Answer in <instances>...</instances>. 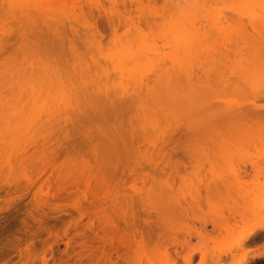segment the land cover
<instances>
[{"label": "rangeland", "instance_id": "1", "mask_svg": "<svg viewBox=\"0 0 264 264\" xmlns=\"http://www.w3.org/2000/svg\"><path fill=\"white\" fill-rule=\"evenodd\" d=\"M0 1L3 2L7 11L11 10L15 13V15L12 12L9 13L15 17H8L4 23V29L11 30L15 23L14 19L18 21L21 19L27 25L37 26L42 25L45 21L54 24L56 21L61 23L63 20L62 22L68 24L71 21L69 17L73 18L72 16H74L72 2L78 0H67L71 5L62 4L59 0H12L13 3L10 0ZM38 1L40 3L37 4ZM90 1L93 2V0H83L84 3ZM101 2H104L105 7L110 4L107 3L108 0ZM143 2L144 21L142 19L139 27L131 28L129 31L121 28L116 38L108 33V36L100 41H91L87 30L76 24L79 28V35L74 39L77 45L74 52L68 49V45H66L65 54L55 53L52 49H43L38 44V37L33 36L12 55L5 54L0 58V239H3L0 242V264H44V258L47 259L46 264H92L93 253L88 244L90 246L98 245V253L101 255L103 250L101 236L107 234L110 237L111 231L102 230L104 228L102 221V224L97 222L99 226L95 221L96 224L93 227L91 219L94 216L89 211L93 199L106 192L111 196V199L106 203L108 210L111 209L110 213H113L112 210H114V197L121 200L124 194H129L139 199V208L142 211L148 210L150 219L153 220L155 230L153 241L138 243L132 247L129 264H247L251 254L249 245L230 249L228 244L238 231L249 227V223L258 222L264 226V201L260 202V199H264V110L253 109V104H256L253 102L264 105V93H261L259 88L248 87V81L258 79L261 69L264 68V34H261L264 33V19L261 18L259 8L264 0H154V2L143 0ZM40 4H44V6H40ZM14 6L15 10L12 9ZM249 6L254 12V14L251 12V16L249 14L240 15V12L237 11ZM134 12L137 11L134 10ZM153 17L157 20V25L151 27L146 25L145 19ZM215 25L218 28L223 27L222 30H214ZM195 26L200 27V30H195ZM189 32H200L203 36L201 40L204 42L203 47L205 45L210 47H208V51L202 49L203 52H200L199 48L202 47L198 48V44L196 46L198 49L194 47V50L196 49L194 53L198 51L195 56L191 58V56L183 55L185 59L186 56L191 58L190 67L194 68L196 72L190 78L192 82L188 78L185 79L184 73L182 74V71L179 73L177 68L175 73L180 74L177 75L179 76L177 80L182 78V81L176 82L175 85L171 83L173 85L171 87L170 83L166 84V82L169 80L173 82V78L169 79L170 77H168L167 80H169L164 83L165 86L157 87L156 81L161 83L160 77L164 78L166 75H162V72L167 73L166 69L171 71L176 69L169 65V63L171 64L168 61L171 60L169 56L171 53L174 56L176 52L174 50L172 52L171 49L180 39L181 41L184 39L182 42L186 41L188 44L189 39H186V35ZM184 34L185 38L183 36L181 38L180 36ZM201 34H199L200 37ZM68 35L72 36L70 33ZM173 37L177 38L173 40ZM16 41L15 38L9 40L11 45ZM181 41L174 49L183 44ZM180 43L181 45H179ZM53 45L58 46L56 43ZM189 45L191 43L183 46L186 48ZM144 46L148 50L154 48V51L145 53ZM225 46L232 48V52H228L227 57H223L224 54L221 56L223 53L221 51ZM139 49L144 52H140L141 54H147L145 56L150 53L153 55L148 56V60L146 57L141 59L142 55L139 56L140 67L153 70H151L152 73L145 74L149 78L147 76L146 80L144 77L142 79L144 81L150 79L149 82L156 84L153 83L156 87L153 88L149 83L151 84V86L148 85L149 90L143 91L145 89L143 88L141 89L142 93L139 89L143 85L139 81L136 82L140 77L137 75L138 78L135 79L136 73L140 72L142 68L132 65V63H138V60L135 61L137 59L135 56L138 57ZM155 49H160L158 51L161 58H158L160 54H155L157 51ZM191 49L194 51L193 47ZM218 50L219 53H217ZM227 50L229 49L223 51ZM179 51L182 53L183 50L179 48ZM179 51L177 54L181 55ZM136 53L137 55H135ZM164 53H169L168 57L165 56L168 60L163 59L166 60L167 65L165 61L162 63L163 60L159 63V59L163 58ZM94 56H98L99 59ZM109 56L114 57L115 61L116 59L119 61L122 57L123 64L126 65V68L122 67V69H126L128 76L132 75V80L127 76V80L124 78L125 76L121 78L120 74L123 72L126 74L122 69V73L118 70L120 68L117 69L120 74L117 71L115 73V69H110L114 66L111 63L114 58L110 60ZM127 59L128 61H125ZM173 60L177 65V61ZM105 62L106 66H104ZM127 62L132 63L128 65ZM189 62L190 60L188 64ZM143 63L145 67L142 65ZM156 64L157 67L165 64V67H159V69L162 68L159 70ZM118 65H115L116 68L121 67V63ZM135 68L137 69L135 70ZM156 68L159 70L157 73H155ZM106 76L108 80H104ZM109 76L112 79L114 76V82ZM55 77H58L59 82ZM158 77L160 80L154 79ZM101 79L103 83L111 80L109 84H102ZM120 79L121 83L124 80L132 81L130 90L132 89L131 85L132 87L136 85L134 90L140 92L135 91L138 97L133 90L127 94L130 92L129 85L126 86L128 89L125 91L127 82H123V87V84L119 82L117 84ZM174 79L176 78L174 77ZM51 80H54L52 85ZM139 80L141 81V79ZM185 80L190 83L188 84V81ZM45 81L50 82L46 83ZM113 83L118 86H114ZM43 84H47V86ZM137 84L141 85L139 89ZM96 85L99 88L102 86L104 91L102 92L101 88L99 91ZM104 85H107V88L110 86V88L107 89ZM119 86L121 89L118 90ZM196 89L199 90L195 92ZM30 90L33 91L32 94ZM86 91H91L88 96ZM198 91H202V95ZM41 92L42 94H39ZM145 92L149 93L145 94ZM108 94H111V98L116 96L117 99L121 94L122 98L129 95L132 97L131 99L136 98H134L135 102H132L129 114L126 116V124L128 127H132L135 134V142L130 146V149L135 153L133 155L135 159L142 162L143 165L147 164L142 159V152L152 153L161 144L160 142L168 133V129L181 127L186 132L188 124L192 122L193 132H189V140L184 142L183 151L173 159L179 163H185V166L178 174H174L168 183L165 177L156 175L155 179H146L147 181L139 179L136 183L128 179L124 186L121 184L123 183L121 178L118 181L117 179L113 181L107 171H102L103 175H100L99 161L92 154L89 136L82 134L79 137L76 135V141L85 140L84 144L76 147L77 153L76 151L68 154L62 152L56 160V165L54 167L47 166L44 170H40L41 168L38 170L37 167L48 164L50 158L49 154L43 151L42 146L35 152H32L33 149L31 150L32 153L26 163L20 161L18 150L9 149L18 143L22 144L25 138L29 141L33 134L31 130L36 131L35 126L38 128L40 126L41 131H37L39 135H42L44 131L47 133L46 129L50 126L58 123L57 121L62 123L65 118L71 116L75 121L78 118L77 114H79L78 119L84 118L83 115L81 116L79 108L80 111H84L89 105L91 108L89 98L96 96L95 99H99L109 96ZM84 95H86L85 98ZM113 95L115 96L112 97ZM190 95L194 97V101H192L196 103L191 104L192 101H190L193 107L187 103L189 101L185 102L186 100H184V98L189 100ZM195 95L200 96L198 99H202L200 103L195 101L197 98ZM87 108L86 110L91 112ZM57 110L60 111L57 112ZM35 112L39 115L36 116ZM48 112L51 115L54 114L50 119L52 124L47 121ZM65 112L69 113L65 114ZM60 113L63 117L60 116ZM29 114L31 117L29 116L28 119L32 122L26 119ZM45 114L46 119L44 116L42 117ZM34 115L35 118H33ZM103 115L101 114V117H105L104 113ZM23 117L26 120V127H23L21 123ZM41 118L45 120L43 121ZM54 118L56 119L54 120ZM78 119L76 120L78 121ZM17 120L20 122L18 126H21L17 127L18 129L15 131L13 127H16L14 123ZM95 121L89 119L88 122ZM88 124L87 127L90 128L91 125L88 126ZM28 125L32 127L29 128ZM93 125L96 127L97 123L95 122ZM39 135L36 136V139L39 138L40 141L44 134L41 137ZM90 143L97 144L98 142L94 140ZM10 176H16L18 184H9ZM27 177H31L32 181L36 183L45 180L42 190L37 193L35 191L37 188L30 186ZM118 182L121 186L116 185ZM115 185L118 187V194L115 191ZM253 200L255 201L254 207H251ZM76 203L81 209L76 207ZM119 207H121V202ZM82 213H85L83 217H81ZM120 230L119 235L124 231V228L123 230L120 228ZM198 231L203 232L205 236L200 238L197 235ZM95 239L97 243H95ZM69 240L72 242L67 244ZM258 240L262 241L263 237ZM81 242L84 243V246ZM28 251L31 256V258L28 257L29 260L26 255ZM105 251L111 256L112 261L118 260L112 247H106ZM6 252L9 254L5 255ZM122 252L120 251L121 255ZM244 255H247L244 263L241 262L243 260H237ZM99 264L110 263L100 262ZM253 264H264V260L256 261Z\"/></svg>", "mask_w": 264, "mask_h": 264}, {"label": "bare ground", "instance_id": "2", "mask_svg": "<svg viewBox=\"0 0 264 264\" xmlns=\"http://www.w3.org/2000/svg\"><path fill=\"white\" fill-rule=\"evenodd\" d=\"M11 1L12 0H10V2ZM39 1H41V0H39ZM39 1L37 2V4L40 3ZM42 1H45V0H42ZM59 1H61L62 4L63 3H68L67 0H59ZM101 1L102 0H97L95 2L93 0V2L90 1L88 3L87 2L84 3L83 0H81V1L78 0L76 2H72L73 3V8H74V12H73L74 16L71 15L73 18L69 17L71 21L68 24H66V22L65 23L62 22L63 20L60 23V21L58 20L59 22L56 21L54 24L51 23V22L49 23V21H45V22H43L42 25L37 26V25H34V24L27 25V24H25V21H23L21 19L19 21L17 19H14V22L15 23H14V26H13V28L11 30H9V29L8 30H5L4 29V23L6 22V20H7L8 17L14 18L15 17L14 16L15 13H13L11 10L7 11V9L5 8L3 2L0 1V58L3 57V55H5V54L12 55L17 49H21L22 45L24 46L26 44V42L29 41L33 36L38 37V44L43 49H46V50H51L52 49L55 53L65 54L66 53L65 50L67 48L66 45H68V49L70 51L74 52L75 51V48L77 46L74 39H76L78 37V35H79V28H77L76 24H78L80 26H83L84 29L87 30V33L90 36V40L96 42V41L102 40L103 38L107 37L108 35H112V36H114L116 38L118 36V32H119V30L121 28H124L127 31H129L131 28L139 27L140 24H141L142 19L144 21V15L142 13V8H143V5H144L143 0H129V1L128 0H108L107 3H110L108 5V7H105L104 6L105 4H103L104 2H101ZM149 1H153L154 2V0H149ZM11 3H13V1ZM46 5H47V2H46ZM69 5H71V4H69ZM40 6H44V4H42V5L40 4ZM135 6H137V7H135ZM251 7H253V5H251ZM12 9L15 10V6ZM134 10L137 11V12H134ZM251 10L253 11V9H250V6H249L246 9H241V10H237V11L240 12V15H244L245 16V14H249V16H251L252 14H254V12H252ZM71 11H73V10H71ZM76 11H77V14H76ZM241 11H242V13H241ZM11 12L14 15L9 14ZM251 12H252V14H251ZM237 14H238V12H237ZM153 18H151V19L149 18L150 20L148 18H146L145 19V24L148 25V26H150V27L157 25V22H156L157 20L155 19V17H153ZM222 28H221V26H220V28H218L215 25V29L214 30H216V31L217 30L218 31L220 30L221 31ZM195 30H200V27L199 28L196 27ZM69 33L72 34V36H69L68 35ZM189 34H190V36H189ZM189 34L186 35V39L187 40L189 39L187 41L188 44L191 43V45H189V47L187 46L185 48V46L188 45V44H186V41L184 43L182 42L184 39L182 41L180 39L181 43H183V44L181 45V43H180L179 45H181V46L178 47L177 49L176 48L174 49V47L180 41L178 43L175 42L176 43L175 46L173 45L174 43H172V45L174 47L171 50H172V52H173V50L176 51L175 52L176 54L174 53V56H173V53H171V56H169V53H164V56L162 55L163 58L162 59H159V61H160L159 63H161V60H163L165 58V56L171 57V58H169L171 60H168V58H165V59H167L168 61L171 62V64L169 63V65H172V68H174V69L176 68V69L175 70H172V71L169 70V69L168 70L166 69V72L167 73L162 72V75L163 74L164 75L165 74L167 75V77L165 75L164 78H163V76L160 77L161 78V81H162L161 82L162 84L159 81H156L157 79L160 80L159 77L158 78H154L156 80H154V79L153 80L156 81L157 85L155 84V82H153V83L157 87H161L160 85L165 86L167 83L168 84L170 83V85H171V83H173V85H175L176 82L182 81V78H181V80L179 79V81L177 80L178 77H179L177 75L181 71H182V74L184 73L183 76L185 75L184 76L185 79L188 78V80L190 82H192V80H190V78L193 77V75H195L196 72H195L194 68H191L190 67L191 64H192L191 63V58L193 56H195L196 53H198V51L196 53H194L195 50H196V49L194 50V47L195 48L202 47L201 49L199 48V51L201 50L200 52H203V50L204 51H208L210 47L208 45H205L203 47L204 42L203 41L201 42V40L203 39L202 38L203 36H202V34L200 32H198V33L197 32H194V33L193 32L192 33L189 32ZM191 34H192V36L194 38L191 36ZM199 34H201V37H200ZM261 34H264V33L262 32ZM179 36H178V40H179ZM182 36H183V38H185V34L184 35H181L180 37L182 38ZM12 38L17 39V41L11 45V42H9V40H11ZM175 38H177V37H173V40ZM194 39H195V41H194ZM173 40H171V41L174 42ZM198 40H199V42H198ZM194 42H195L196 45L194 44ZM53 43L58 44V46L53 45ZM152 44H154V43H152ZM152 44H150V45H152ZM198 44H199V46H197ZM183 45H185V46H183ZM193 45H195V46H193ZM191 46L193 47V50L194 51H192V49H191L192 47ZM150 47H152V46H150ZM179 48L181 50H183L182 53L179 51ZM141 49H142V47H141ZM141 49H139L140 51L137 52L138 53V57L135 56V55H137V53L134 55L135 56V59L137 58L136 60L133 58L135 61H137L139 59V56L140 55H142V58L141 59H144L145 57L147 58L148 56L150 57L151 53H150V55L148 54V56H145L147 54L144 55L143 53L144 52L147 53L148 51L151 52V50H153L154 48H152V49L149 48V50H148V48H145V46H144L143 47L144 52L141 51ZM205 49H207V50H205ZM224 49L225 50L226 49H229V50L223 51ZM224 49L222 51L220 49V51L223 52L222 54L221 53L220 54H221V56L224 54L223 57L224 56L227 57L229 55L228 52H232V48L230 49V47H226L225 46ZM155 50L158 51L160 49H155ZM157 51L155 52V54H160L159 51L158 52ZM178 51H179V54L181 53V55H178L177 54ZM188 51H190V52H188ZM191 51H192L193 54L191 53ZM220 51L218 50L217 53H219ZM140 52H143V53L141 54ZM183 55L191 56V58H189L188 56H186L188 58V61L190 60L189 64H188L187 58L185 59V56H183ZM151 56H153V55H151ZM160 56H161V54L158 56V58ZM181 56H183V57H181ZM97 57H95V58H97ZM109 57H110V60L114 58V57H111V56H109ZM121 58L119 59V61H117V59L115 61V58H114L113 61H115V62H113L111 60V63L114 66H112L113 68L110 67V69H112V70L115 69V73H116V71H117L118 68H120L118 70L121 72L122 67H125L126 66L125 64H123L124 61H122ZM172 58L175 59V61H177V63L179 64V65L178 64L177 65L179 67L177 65H175L176 62L174 63V60ZM98 59H99V57H98ZM98 59H97V61H98ZM100 59H102V58H100ZM139 60H138V63L137 64H133L131 62L132 65L137 66L139 68H142V67H140L141 64L139 65ZM147 60H148V58H147ZM183 60H184V62H183ZM125 61H128V59L125 60ZM164 61H165L166 65H167L166 60H163L162 63H164ZM102 62H103V60H102ZM97 63H99V62H97ZM118 63L119 64L121 63V65H120L121 67H117L116 68V66H119ZM105 64H107V63L105 62L104 63V66H106ZM127 64L130 65L128 62H127ZM145 64H146V62H145ZM145 64L143 63L142 65L144 66ZM164 65L162 64V66H164ZM162 66L160 65V66L157 67V64H156V67L158 69H159V67H162ZM189 67L191 68L190 70L188 69ZM157 68H156V70H157ZM177 68H178L179 73H175V71L177 72ZM48 69H47V71H48ZM136 69L137 68H135V70ZM149 69L150 68H146V69H143L142 68V70L140 72H137L136 73V78L135 79H137L138 77H140V78H138L136 80V82L139 81L143 85V87H141L139 89V86H141V85H138L137 84L138 85V89H139L140 92L142 91L141 89H143V88L146 89V87H147V89L146 90L143 89V91L149 90L148 88H149V86H151V84H152L151 87L156 88V87H154L153 83H151V82L148 81L150 79H148L147 81H144L145 77L148 76V75L145 76V74L146 73H152V71H153L152 69H150V70ZM160 69H162V68H160ZM159 70H157L155 73H157ZM119 71H117V73ZM122 71H125L126 72V69L123 68ZM127 71H129V70H127ZM154 71H155V69H154ZM85 72H87V71H85ZM110 72H112V71H110ZM120 72H119V74H120ZM122 74H120L122 76L121 78H123L125 76L124 77L125 79H126V76L127 77H131L132 76V75L130 76V74L128 76V73L127 72H126L127 75L125 73L123 75ZM153 74H154V72H153ZM50 75H52V74H50ZM134 75H135V73H134ZM137 75H138V77H137ZM143 77H144V79H142ZM150 77H152V76H150ZM168 77H170L169 79H172V78L174 79V77H175L176 78V79H174L175 82H174L173 79H172L173 82H170L169 79H168L169 82H166V81H168L167 80ZM100 78L104 79L103 77H100ZM106 78H107V76H106ZM106 78L104 80H108V78L107 79ZM116 78H118V76ZM148 78H149V76H148ZM57 79H58V77L56 78V80ZM102 79H101V81H102ZM113 79H114V76H113ZM130 79L132 80V77ZM139 79H141V81ZM164 79H165V81H163ZM126 80H124V81H126ZM42 81H44V80H42ZM53 81L51 82V85H52ZM109 81H104L105 83H103V81H102V84H109ZM189 81H188V84L190 83ZM48 82H50V81H48ZM48 82H46V83H48ZM97 82H96V84L98 85ZM113 82H114V80H113ZM118 82L121 83V79L117 81V84H119ZM123 82L121 84H123V87H124V83ZM130 82H132V81H129V82L125 83V91H126V89H128V87L126 88V86L129 85V91L130 92L127 90L129 92L127 94H130L131 92H133V91L135 92L136 91V90H134V88L137 87L136 85L135 86L133 85L134 87H132V85H131V88L132 89L130 90ZM133 82H135V81L133 80ZM165 82H166V84H164ZM37 83H38V81H37ZM149 83H151V84H149ZM158 83H160V84H158ZM180 83H182V82H180ZM94 84H95V82H94ZM117 84H114V86H116ZM131 84H133V83H131ZM43 85H45V84H43ZM111 85H112V83H111ZM173 85H171V87ZM40 86H41V84H40ZM45 86H47V84ZM45 86H44V88H45ZM106 86L104 85L105 88H107ZM163 86H162V88H163ZM169 86H167V87H169ZM189 87H192V86L189 85ZM30 88H31V85H30ZM48 88L50 89V87H48ZM100 88L102 89L103 87L101 86ZM100 88H99V91H100ZM108 88H110V86ZM117 89L118 90L121 89L120 86ZM31 90H32V88H31ZM31 90H30V92H31ZM42 90H44V89H42ZM45 90L47 92V88ZM90 90H91V88H90ZM197 90H199V89H196L195 92ZM101 91L103 92L104 90L102 89ZM32 92H31V94H32ZM46 92H44V93H46ZM90 92H87L86 95L88 96ZM136 92H138V91H136ZM140 92H138V93H140ZM199 92H201V95H202V91H198V93ZM37 93H38V91H37ZM37 93H36V95H37ZM147 93H149V92H147ZM147 93L145 92V94H147ZM198 93H197V95L200 94V93L199 94ZM39 94H42V92L39 93ZM61 94H62V92H61ZM63 94H64V92H63ZM91 94H90V96H92ZM123 94H124V92H123ZM86 95H84V98L86 97ZM110 95L109 96H105L104 95L105 97L99 98V99H95L96 96H94V98H91V99L89 98L90 104H91V108H90V105L88 106V108L87 107L86 108L89 109V111H91V112H88V110H86L85 107H84L85 108L84 111H80L81 109L79 108V112L81 113V116L82 115L84 116V118L81 117L80 119H78L79 118V114H77L78 116L76 115V117H78V118H76V119H78V121L75 119V121H77V122H75L73 120V116L68 117V118H65L64 117L65 119H64V121L62 123L61 122L59 123V121H57L59 124L56 123L55 125H52V126H50V128L46 129V132L47 133H44L45 131L43 130L44 131L43 132L44 136H43V134L41 132L40 133L42 135H39L38 134V131L37 130H40L41 129L40 126H39V128L37 126H35V130L36 131L31 130V132L33 131L32 132L33 134L30 136L29 141H28L27 138H25V141H23L22 144L18 143L17 145H14V146H11V144H10V146L12 148L8 145V147H10L9 149L12 150V151H17L18 150L20 161L23 162V163L24 162L26 163V162H28V157L30 156V153L35 152L36 150H38L40 148V146H42L43 147V151H46L47 154H49V158H50V160L48 161V164L42 165V167H37L38 170L40 168H41L40 170H44L45 168H47V166L54 167L56 165V160H57L59 154H61L62 152L66 153V154H68L69 152L70 153H73V152L75 153V151H76L75 149H77L76 147H79L80 145H82V144L85 143V140L76 141V139H77L76 137L77 136L79 137L82 134L84 136H89L88 137V140L90 139L89 140V144L92 147L91 148L92 154L99 161V169L98 170H99L100 175H103L102 171H107V172H109L110 178L113 179V181H116V179L118 181L119 178H121V182H123L121 184H123V185L124 184H127L128 179L132 180L133 183H136V181L139 180V179H142L141 181H147L146 179H155V176L156 175H160L161 177H165V179H166V181L168 183V180H171L172 177H173V175L174 174H178L179 171L182 170V168L185 166V163H183V162H180L179 163V161L173 160V159H174V157H176L179 154V152L183 151V147H185V143L184 142L189 140V136H190L189 135V132H193V124H192V122H190V124H188V127L186 129L187 130L186 132L183 131V129L181 127H171L170 129H168V133L162 139V142H160L161 144H159L157 146V148L152 153H150V152L149 153L147 152L146 154L143 153L142 150H141V148H140V146H139V149H140V151L142 152V155H143L142 156V159L144 161H146V164H147V165H143L142 162H139V160H136L135 159V156H133V155H135V153L133 152V150L130 149V146L133 145L134 142H135V134L133 133L132 127L130 126L131 127L130 128L126 124V116H128V114H129V110L131 109L130 107L132 106V102H135V100H134L135 97H133V99H131L132 97H130V95H129L128 97L127 96L126 97L123 96V98H122L121 97L122 94H121V96L119 97V99H117V98H115L116 97L115 95L112 96V97L115 96L114 98H111ZM192 95H194V94L192 93ZM197 95H195L197 97L195 101H197V103H200V101H202V99H198V98H200V96L198 97ZM137 97H138V94H137ZM184 97H185V94H184ZM187 97H188V95H187ZM192 97L190 95V99L189 100H188V98L187 99L184 98V100H186L185 102L189 101L187 103L190 104V101H192V100L194 101V97L193 98ZM137 99L140 100V98H137ZM87 100H88V98H87ZM87 102H89V101H87ZM192 102H191V104H194L195 103V102H193V103ZM253 103H256V104H253V109L254 110H257V111L258 110L259 111L260 110H264V105L263 104H257V102H253ZM87 104H89V103H87ZM190 107H193V106L191 105ZM76 110H78V109H76ZM190 110H193V109H190ZM58 111H60V110H57V112ZM69 111H71V110H69ZM102 111H104V112H102ZM51 112H53V111H51ZM35 113H36V116L39 115V114H37V112H35ZM67 113H69V112H67ZM67 113L65 112V114H67ZM73 113H74V111H73ZM103 113L105 114V117H103L104 116ZM30 114L33 115L32 113H30ZM30 114L28 115V117H26V119H28L29 116L31 117ZM41 114H40V116H41ZM98 114H100V116H98ZM101 114L103 115L102 117H101ZM49 115H51V114L49 113ZM49 115H48L47 121L50 122L51 121L50 119L53 118V115L54 114L52 113L51 116H49ZM57 115H59V114H57ZM43 116L45 118L46 114L45 115H42V117ZM60 116H61V113H60ZM65 116H67V115H65ZM61 117H63V116H61ZM33 118H35V115H34ZM46 118H47V116H46ZM148 118H150V117H148ZM21 119L24 122V123L21 122L23 124L22 126L23 127L24 126L26 127L27 124L25 123V121H26L25 118L23 117ZM30 119H32V118H30ZM55 119L56 118H54V120ZM89 119L92 120V121H95V120L98 119L97 121H95L97 123L96 127H95V125H93V123L95 124V122H92V123L88 122ZM101 119H102V121H100ZM151 119H153V118H151ZM36 120H37V117H36ZM28 121L29 122H32L29 119H28ZM190 121H193V120H190ZM17 122L14 123L16 127H13V125H12V127L15 129V131H16V129H18L17 127L21 126V125L18 126V124H20L19 120H17ZM98 122H99V124H98ZM153 122H155V120H153ZM155 123H157V122H155ZM87 124H88V126L91 125L90 128H92V129H90L89 127H87ZM28 126H29V128L32 127V126L30 127V125H28ZM152 127H154V126L152 125ZM45 128H47V127H45ZM33 129H34V127H33ZM20 131H21V129H20ZM60 132H62V133L60 134ZM18 133H20V132L18 131ZM35 133L37 135H39L40 137L43 136L40 139V141L38 140L39 138L36 139V136L37 135ZM21 134H22V132H21ZM91 137H93V138H91ZM92 139H94L95 142L97 141L98 143L97 144H94V143L91 144L90 142H94V140H92ZM32 149H33V151L31 152ZM77 152L78 151H76V153ZM132 159H133V162H131ZM15 177H13V176L11 177L10 176V178H8L9 184H11V185L12 184H16V183L18 184V178L17 177L15 178ZM27 180H28V183L30 184L31 187L37 188V190H35L37 193L42 190V185L45 182V180H43V181L40 182L41 184L40 183H36L35 181H32V178L31 177H27ZM119 182L116 184L117 186H119V185L121 186V184ZM116 185H115V191H117L116 193L118 194L119 193V190H118V187H116ZM15 186L17 187V185H15ZM27 186H28V184H27ZM53 196L55 197V194ZM0 197H1V195H0ZM42 199L45 200V198H42ZM109 199H111V196H110L109 193L106 192V193L102 194L100 197L94 198L93 201L91 202V207H90V211L89 212L91 213V215L93 214L92 216H94V218L91 219V225L93 227H95V224L97 222L99 224H102L101 223V221H102L103 224H104V228H102V230L105 231L106 229H108V230L111 231L110 237L107 234L101 236V239H102V242H103V245H102L103 250L101 252V255H99V253H98V250H99V246L98 245L92 244L90 246L88 244V247H91L90 249H91V252L93 253V256H92V264H99L100 262H102V263L103 262H109L110 264H129L131 262V257H132V253H131V250L133 249L132 247H134L138 243L141 244L143 242L147 243V242L153 241V239L155 237V230H154L153 220L150 219V214H149L148 210H143L142 211V209L139 208V201H138L139 199H137L133 195L124 194L122 196L121 200H119V198H117V197H114V202H113V206L114 207L113 206L112 207L114 208L115 211L112 210L113 213H110L109 210H111V209L108 210V207L106 206V203L108 202ZM256 200L258 202V199H256ZM261 200H262V202L264 201V199H260V202H261ZM118 201L121 202V207H119V208H118V206L120 205V202L118 204ZM252 202H253L252 205H251V203H249V204L251 205V207H254V202L255 201L253 200ZM77 204L78 203H76V205ZM76 207L79 208V209H81V207H79V205H77ZM251 210L252 209H250V211ZM261 210H263V209H261ZM84 215H85V213H82L81 214V217H83ZM95 221H96V223H95ZM98 223H97V225L99 226ZM120 223H123V224L120 225ZM249 225L250 226L247 227L246 229L240 230V231H238L235 234V236L232 239V241L228 244V248L233 249V248H236V247H244V246L248 245V242L249 243L250 242L252 243L253 241L256 242V240L258 238H261L260 231L264 229V226L262 224L258 223V222H255L253 224H250L249 223ZM76 226H77V223L75 224V227ZM121 226H124L123 227L124 228V231L122 233H120V235H119L118 232L121 231L120 228L123 230V228ZM106 232H108V231H106ZM197 235L200 238H203L205 236L204 233L201 232V231H198L197 232ZM259 235H260V237H259ZM71 239H73V237H71ZM1 240H3V239H0V242H2ZM67 242H68L67 244H69V242L71 243L72 241L69 240ZM95 243H97L96 239H95ZM82 244L84 246V243H82ZM80 246H82V245H80ZM108 246L109 247H112L113 250H114V252L117 254V259H118L117 261H112L111 256H109L106 253L105 248L108 247ZM120 251H123L122 252L123 253L122 255L120 254ZM26 253H27L26 254L27 255V259H28V257L31 258L30 251H28ZM4 254L5 255H8L9 253L6 252ZM258 256L259 257H264V252H261ZM246 259H247V255H244V256H241V258L240 259H237V260H243L241 262L244 263L246 261ZM220 261H221V259H220ZM43 262H44V264H46L47 263V259L44 258L43 259Z\"/></svg>", "mask_w": 264, "mask_h": 264}, {"label": "crops", "instance_id": "3", "mask_svg": "<svg viewBox=\"0 0 264 264\" xmlns=\"http://www.w3.org/2000/svg\"><path fill=\"white\" fill-rule=\"evenodd\" d=\"M260 235H261V237H263L262 241L258 240L259 239L258 238L257 239L258 241L256 240V242H254V241L252 243L248 242V245L251 249V254L248 258L247 264H253L256 261L264 260V257L258 256L262 251H264V229L260 231ZM260 235H259V237H260Z\"/></svg>", "mask_w": 264, "mask_h": 264}, {"label": "snow or ice", "instance_id": "4", "mask_svg": "<svg viewBox=\"0 0 264 264\" xmlns=\"http://www.w3.org/2000/svg\"><path fill=\"white\" fill-rule=\"evenodd\" d=\"M259 8H260L261 18H264V3H261ZM248 87L251 89L259 88V91L261 93H264V68L261 69L258 79H253L248 81Z\"/></svg>", "mask_w": 264, "mask_h": 264}]
</instances>
